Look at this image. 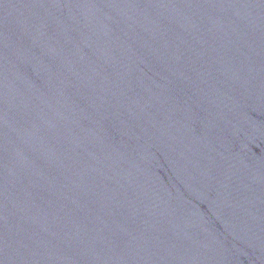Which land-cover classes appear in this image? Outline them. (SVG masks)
<instances>
[{
  "label": "water",
  "instance_id": "obj_1",
  "mask_svg": "<svg viewBox=\"0 0 264 264\" xmlns=\"http://www.w3.org/2000/svg\"><path fill=\"white\" fill-rule=\"evenodd\" d=\"M0 264H264V0H0Z\"/></svg>",
  "mask_w": 264,
  "mask_h": 264
}]
</instances>
